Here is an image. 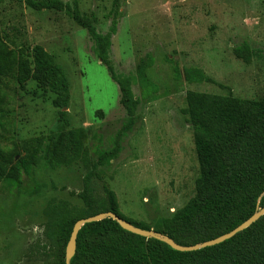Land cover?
<instances>
[{
  "label": "rangeland",
  "instance_id": "obj_1",
  "mask_svg": "<svg viewBox=\"0 0 264 264\" xmlns=\"http://www.w3.org/2000/svg\"><path fill=\"white\" fill-rule=\"evenodd\" d=\"M77 1L100 33H108L113 19H118L110 52L117 75L133 76L139 58L150 53L155 62L147 74L159 91L142 99L117 157L97 168V152L114 146L128 115L120 103V87L96 55L88 30L65 11H40L22 1L0 0V37L7 45L31 55L40 44L62 65L71 92L64 110L70 128L79 131L85 144L79 163L52 168L40 143L57 129L54 94L33 80L21 88L14 74L0 78L6 96L0 153L17 151V159L39 158L22 187L15 185V177L0 175V264H51L31 254L37 244L48 242L45 208L53 199L83 208L82 199L71 192L84 189L90 172L96 173V196H105L106 185L116 192L122 213L155 229L196 192L199 162L184 112L187 91H231L247 99L264 96V0H119L117 7L113 0ZM244 42L253 49L249 64L233 50ZM176 64L202 68L218 84L175 80ZM133 91L141 97L137 83ZM36 183L40 190L33 194Z\"/></svg>",
  "mask_w": 264,
  "mask_h": 264
},
{
  "label": "trees",
  "instance_id": "obj_2",
  "mask_svg": "<svg viewBox=\"0 0 264 264\" xmlns=\"http://www.w3.org/2000/svg\"><path fill=\"white\" fill-rule=\"evenodd\" d=\"M22 1L35 10L67 12L77 24L86 28L95 44L98 58L107 66L111 77L120 87V103L128 120L118 131L114 146L100 149L96 167L109 164L122 150L123 139L136 120L142 99H149L159 91L147 70L155 59L148 53L139 58L133 76H118L111 64L112 36L117 32L118 19L114 18L108 33H100L93 19L85 15L77 0L73 4L62 0ZM119 0H113L118 6ZM235 55L245 63L252 62L253 49L248 42L234 47ZM14 74L21 88L33 80L44 91L54 94L52 104L58 108V125L42 141L44 159L52 168L71 167L84 158L85 144L76 129L70 128L68 112L71 101L70 82L54 55L42 45L33 47L26 55L10 48L0 37V78ZM175 80L197 83H215L202 68L174 66ZM137 83L141 97L133 91ZM225 89L228 86L219 84ZM187 107L193 129L194 143L199 162L196 192L189 201L171 215L164 217L155 227L159 233L181 245H194L228 233L264 207V96L247 99L229 94H212L195 90L186 93ZM6 96L0 89V126L5 119ZM17 151L9 156L0 153V175L24 185V176H31L37 156H21ZM12 164L9 168L8 165ZM90 172L84 178V189L71 192L83 201L80 210L67 201L51 200L45 208V238L31 254L51 264H66V247L75 223L82 218L112 211L134 226L151 227L127 217L120 209L114 190L103 186L105 196L95 195ZM40 190L36 183L35 194ZM30 192V191H29ZM71 264H264V215L247 229L231 239L195 251H179L165 241L147 238L124 229L117 220L105 218L86 223L79 231L77 251Z\"/></svg>",
  "mask_w": 264,
  "mask_h": 264
},
{
  "label": "water",
  "instance_id": "obj_3",
  "mask_svg": "<svg viewBox=\"0 0 264 264\" xmlns=\"http://www.w3.org/2000/svg\"><path fill=\"white\" fill-rule=\"evenodd\" d=\"M262 215H264V207L261 208L259 212L255 213L253 216H251L249 219H247L245 222L240 224L238 227H236L232 231L225 233V234H223L219 237H216L214 239L205 241L203 243L186 246V245H181V244L177 243L173 239L169 238L168 236L163 235L162 233L157 232L154 229L148 230V229H143V228L134 226L132 223L120 218L119 216H117L112 211L102 212V213H98V214L93 215V216H89V217L79 219L75 223L73 230H72V233L70 235V239H69L67 247H66V264H71V259L76 254L77 238H78V234H79V231L82 228V226L85 225L86 223L99 221V220H102L105 218L110 217V218L117 220L119 222V224L124 229L131 231L135 234H138V235H141V236H144L147 238H156V239L165 241L166 243H168L171 247H173L176 250H179V251H195V250H199V249L204 248V247L214 246V245L222 243L228 239H231L232 237H234L239 232L250 227L253 223H255L258 219H260V217Z\"/></svg>",
  "mask_w": 264,
  "mask_h": 264
}]
</instances>
